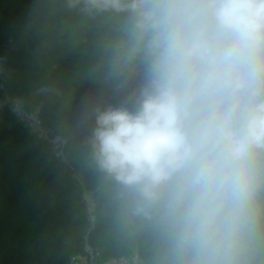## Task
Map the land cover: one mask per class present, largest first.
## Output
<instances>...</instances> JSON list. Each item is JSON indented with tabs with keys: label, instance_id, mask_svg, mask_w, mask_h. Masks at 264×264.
I'll return each instance as SVG.
<instances>
[{
	"label": "clouds",
	"instance_id": "clouds-1",
	"mask_svg": "<svg viewBox=\"0 0 264 264\" xmlns=\"http://www.w3.org/2000/svg\"><path fill=\"white\" fill-rule=\"evenodd\" d=\"M83 5L123 18L121 71L139 79L93 108L88 139L157 264H264V0Z\"/></svg>",
	"mask_w": 264,
	"mask_h": 264
},
{
	"label": "trees",
	"instance_id": "trees-1",
	"mask_svg": "<svg viewBox=\"0 0 264 264\" xmlns=\"http://www.w3.org/2000/svg\"><path fill=\"white\" fill-rule=\"evenodd\" d=\"M83 7V0L76 7L69 0H0V233L13 230V240L0 243V264H68L86 245L101 248L100 263L137 254L157 264L151 225L98 169L88 139L93 108L119 103L139 79L121 71L123 18ZM13 77L36 85L43 126V113H54L58 126L47 139L15 116L5 97ZM53 138L63 141L62 158ZM85 194L94 202L91 215Z\"/></svg>",
	"mask_w": 264,
	"mask_h": 264
},
{
	"label": "built area",
	"instance_id": "built-area-1",
	"mask_svg": "<svg viewBox=\"0 0 264 264\" xmlns=\"http://www.w3.org/2000/svg\"><path fill=\"white\" fill-rule=\"evenodd\" d=\"M10 102L12 104L15 116L25 124L28 130L35 133L38 138H42V139L48 138L47 132L38 114L26 112L20 100H12ZM57 149H58V145L55 146V156L57 158H62L63 157L62 150H57ZM84 201H85L86 210L88 214L91 215L94 209V202L88 194L84 195ZM98 258H99V252L97 250H93L92 248L86 245L84 249V253L81 255L71 256L68 264H97L96 260ZM100 264H145V262L139 255L133 254L130 256L108 259Z\"/></svg>",
	"mask_w": 264,
	"mask_h": 264
},
{
	"label": "rangeland",
	"instance_id": "rangeland-1",
	"mask_svg": "<svg viewBox=\"0 0 264 264\" xmlns=\"http://www.w3.org/2000/svg\"><path fill=\"white\" fill-rule=\"evenodd\" d=\"M111 21V20H109ZM36 85H26L20 83V81L17 79V77H13L11 79V84L5 88V97L9 101L12 100H20L23 104V107L26 112L38 114V108L33 102V98L36 95L37 90L35 89ZM44 120L47 121V125H44V128L47 132V130L50 128V126H58L56 122L54 121V113L51 110H47L43 113ZM48 135V132H47ZM52 142L57 146V150H61L62 147V141L59 138H53L51 139ZM80 170H83V165H80ZM32 225H27L28 232L31 231ZM11 240H13V230L11 229H4L0 233V243H8ZM99 242L100 239H98ZM99 247L97 250H100ZM97 261V260H96ZM102 263V262H101ZM97 264H100V262L97 261Z\"/></svg>",
	"mask_w": 264,
	"mask_h": 264
}]
</instances>
